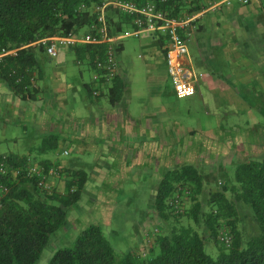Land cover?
<instances>
[{
  "label": "trees",
  "instance_id": "obj_1",
  "mask_svg": "<svg viewBox=\"0 0 264 264\" xmlns=\"http://www.w3.org/2000/svg\"><path fill=\"white\" fill-rule=\"evenodd\" d=\"M133 1L154 2L170 16H186L214 0ZM101 2L0 0V53L15 49L0 57V81L22 100H35L42 77L37 54L44 51L36 42L86 30L96 22L92 7ZM107 22L109 33L115 35L128 27L129 18L110 11ZM160 40L163 45L164 39ZM74 47L77 58H86L94 70L93 58L102 55L105 44ZM121 94L116 77L107 96L115 103ZM28 160L24 155H0L5 169L0 184L7 187L0 199V264L35 263L51 234L62 228L67 210L80 200L87 180L85 171L61 167L63 174L56 176L51 190H43L35 178L14 173ZM61 181L64 187H59ZM174 199L181 211H174L170 204ZM154 214L153 230L138 251L117 254L100 225L90 223L77 232L71 245L58 248L48 264H264V158L234 163L233 172L225 174L217 190L204 189V174L192 163L168 169L155 190ZM246 217L253 224L250 234L240 227ZM206 239L218 248L216 257L205 253Z\"/></svg>",
  "mask_w": 264,
  "mask_h": 264
},
{
  "label": "crops",
  "instance_id": "obj_2",
  "mask_svg": "<svg viewBox=\"0 0 264 264\" xmlns=\"http://www.w3.org/2000/svg\"><path fill=\"white\" fill-rule=\"evenodd\" d=\"M210 4L200 15L192 37L186 40L184 60L194 75L196 92L190 97L178 98L191 99L182 107L166 97L169 78L160 38L150 37L147 33L135 37L140 40L137 57L142 67L132 64L130 59L120 61L118 54L124 49V37L119 39L117 80L122 84V94L115 103L109 101V89L93 96L91 91L95 84L91 80L84 82L81 73L80 79L70 81L66 71L68 51L74 52L75 64L85 65L92 73L93 68L86 58H79L80 62H77L75 47L67 50L58 48L57 58L49 57L45 51L40 52L43 55L39 61L42 77L38 81L39 94L35 100H22L0 81L1 140L6 139L8 125L24 122L26 127V122L32 123L31 136L34 139L53 138L46 147L38 148L44 153L39 161L49 160L69 170L84 171L81 167H71L65 161L55 162L45 156L49 148L57 145V138L54 137L57 134L61 135V141L72 145L74 153L80 156L92 153L94 156L91 159L96 163L99 160H120L122 164L115 168L118 172L139 170L149 160H160L164 165L156 166L158 171L153 173L155 190L165 171L183 163H192L207 174L216 166L225 170L224 161L225 164L237 163L263 154L264 142H250L247 144L250 147H244L234 136L235 133L223 128L220 115L213 113V123L193 116L198 111L192 109L193 99L201 98L209 104L213 100L207 99L212 96L215 99L218 97L220 102V97L227 95L239 98L243 89L255 97L264 96L262 0H250L247 4L232 0L229 5L223 3L214 8ZM114 36L119 38L118 34ZM45 62H54L56 67L51 68ZM142 70L145 73V88L138 85ZM133 73L139 76L134 78ZM132 79L138 89L133 90ZM102 97L111 105L103 103ZM205 110L208 116L213 112L208 106ZM179 114L185 118H179ZM7 154L24 155L34 160L31 151L0 153ZM203 170H207L206 173ZM87 180L83 191L87 190Z\"/></svg>",
  "mask_w": 264,
  "mask_h": 264
},
{
  "label": "rangeland",
  "instance_id": "obj_3",
  "mask_svg": "<svg viewBox=\"0 0 264 264\" xmlns=\"http://www.w3.org/2000/svg\"><path fill=\"white\" fill-rule=\"evenodd\" d=\"M84 30L81 29L80 32H84ZM122 42L124 49L118 54L120 61L130 59L133 61L132 64L142 67V62L137 57L140 51V40L132 36H124ZM70 47L74 46H64L59 49L63 48V50H67ZM60 52L61 50H59V57ZM249 52H251V49ZM42 56L38 52L37 57L39 61ZM74 62H76L75 54L70 50L66 54L68 79L70 81H73L75 78L80 79L81 73L84 82L92 81L93 73L90 68L85 65L79 66ZM45 65L51 68L56 67L54 62H45ZM133 76L136 78L139 74L133 73ZM141 76L139 77L140 81L138 85L140 88H145L146 80L143 70ZM133 85V90L138 89V85L134 81ZM166 93V97L174 101L177 106L182 107L191 100H178L174 94L170 80H168ZM241 93V98L227 95L220 97V102L217 101L219 100L218 97L215 99V97L211 96L207 99L213 100L209 104L201 100V98L193 99L191 106L192 109H198V111L193 113V116H199L206 122H214L212 117L215 115L213 113L220 115L223 128L228 132L235 133L234 136L239 138L244 147H250V145H247L250 142H256L257 144L264 142V96L255 97L245 89L241 90ZM101 101L109 104V101L105 100V97H102ZM212 104L213 107L211 106ZM207 106L213 111L210 113V116L206 114L205 109ZM179 118L184 119L185 117L179 114ZM23 124L25 123L8 125L5 129V140H1L0 134V153H26L31 151L33 161H39L44 156V153L39 152V149L42 148L43 144L52 142L53 138L46 136L43 139H34L31 136L32 129L34 128L32 123L26 122V127ZM61 139V135L57 134V145L55 148H49L45 156L55 162L65 161L66 165L71 167H81L87 173L88 186L87 190L82 192L80 200L67 210V217L62 228L51 234L39 259L33 264H48L50 258L58 248L71 245L77 232L90 223L100 225L104 236L117 254L121 255L126 252L138 251L146 239L142 237H146V234L152 232L154 221H156L155 216H153L155 198L153 183L155 176L153 173H156L158 169H155L156 166H162L163 161L156 159L149 160V162H146L145 167L139 170L136 169L127 173L124 171L118 172L115 168L118 164H122L120 160H115L114 162L111 160H99L96 163L95 160L91 159L94 156L92 153L80 156L74 153L75 150L71 147L72 145L64 143ZM63 149H66L68 154L64 155L62 153ZM262 150H264V147ZM253 158L258 160L263 159L264 153L254 155ZM222 165L225 170H220L221 168L218 169L216 166L211 173L204 174V189L206 191L209 189L217 190L221 186L225 174L233 172V162L225 164L224 161ZM203 171L206 173L207 170ZM58 185L59 187H64L63 181L59 182ZM188 202L189 200L187 199L185 202L186 206L189 204ZM248 209L252 214L251 208L248 207ZM239 215H243V212L240 211ZM252 226V222L247 217L240 224L245 234L252 232ZM204 251L208 255L216 257L218 248L212 240L206 239Z\"/></svg>",
  "mask_w": 264,
  "mask_h": 264
},
{
  "label": "built area",
  "instance_id": "obj_4",
  "mask_svg": "<svg viewBox=\"0 0 264 264\" xmlns=\"http://www.w3.org/2000/svg\"><path fill=\"white\" fill-rule=\"evenodd\" d=\"M164 1V0H161ZM232 0L214 1L212 8L221 4L229 5ZM238 3L247 4L250 0H236ZM114 11L129 18L128 26L117 38L109 33L107 13ZM201 11L186 16H170L154 2L137 3L133 0H102L92 7L96 14V22L91 24L84 32L76 35H55L39 39L36 43L44 47L45 53L54 58L57 50L64 46H78L86 44H105L102 55L96 54L93 58L92 82L95 87L91 94L97 96L108 90L117 77L118 62L116 58L118 41L124 36L139 37L147 33L150 37L164 39L163 53L165 58L166 73L177 98H187L195 94L196 81L194 75L185 63L187 54L186 40L191 38L199 22ZM15 49L3 51L5 54L14 53ZM79 63L80 60L78 59ZM64 155L67 151L62 152ZM5 173L3 162H0V174ZM15 174L36 179L37 185L46 191L51 190L56 176L62 173L61 166L45 165L39 161L28 160L25 164L14 169ZM63 174V173H62ZM7 191V187L0 184V199ZM174 211H181L178 199L170 202Z\"/></svg>",
  "mask_w": 264,
  "mask_h": 264
}]
</instances>
